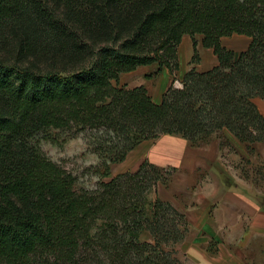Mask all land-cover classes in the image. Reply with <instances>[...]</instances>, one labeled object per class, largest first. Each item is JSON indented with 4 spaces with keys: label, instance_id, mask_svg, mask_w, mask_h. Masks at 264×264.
Segmentation results:
<instances>
[{
    "label": "trees",
    "instance_id": "trees-1",
    "mask_svg": "<svg viewBox=\"0 0 264 264\" xmlns=\"http://www.w3.org/2000/svg\"><path fill=\"white\" fill-rule=\"evenodd\" d=\"M218 62L189 69L159 103L122 72L179 68L195 34ZM251 38L234 51L220 38ZM0 264H184V212L157 194L171 170L144 160L109 180L110 166L162 134L192 143L228 130L248 150L264 142V0H0ZM4 55V54H3ZM175 78V77H174ZM92 132L94 188L41 149ZM221 144L229 145L226 141ZM154 191L153 200H148ZM144 236V238H142ZM147 237V238H146Z\"/></svg>",
    "mask_w": 264,
    "mask_h": 264
},
{
    "label": "rangeland",
    "instance_id": "rangeland-1",
    "mask_svg": "<svg viewBox=\"0 0 264 264\" xmlns=\"http://www.w3.org/2000/svg\"><path fill=\"white\" fill-rule=\"evenodd\" d=\"M10 43L11 41H7L4 44L5 48L3 49L5 50L0 51V55L13 59L14 55L7 49ZM175 79L173 78L170 85L180 87L181 81ZM222 135L220 131H216L213 134L214 139H212L215 140L216 137L220 136V142H228ZM92 139V132L83 130L61 145L45 140L40 142L42 151L48 157L76 176L75 188L78 191L83 188H94L98 181V177L93 173V167L98 158L88 143ZM208 140L207 138L199 143L185 142L184 159H191V163H195V165L191 166V163L189 166L184 164V159H182L181 165H166L164 168L171 170V173L166 182L158 184L157 194L161 198L171 201L179 210L185 213L190 208L191 192L194 194L196 190H217L218 194H215V197L210 198L209 201L234 203L237 206L234 215L239 221V228L234 229L232 224H226L224 228L216 230L215 233L210 230H204L203 232L193 230L190 233L189 224L188 233L177 245L178 256L183 260L185 253L183 242L186 237L190 240L195 235L206 233L210 237L206 248L211 253L217 249L215 244L221 242L226 249L242 256L245 264H264V152L257 151L255 147L248 150L246 145H244V148L238 149L230 142L229 145L220 143L215 159L211 157L212 149L208 150V145H210ZM160 142H162L161 139H159ZM181 143L178 145H181ZM189 146H192V148ZM134 148L128 158H124V161L111 164L110 176L102 179L109 180L110 177L116 175L117 169L115 167L124 165V163L129 165L135 157L138 158L146 150L144 146H139V149L136 150ZM178 148L180 151V147ZM222 188L234 194L226 193L225 198L219 197ZM155 194L154 191L150 192L148 200H153ZM201 199L206 200L205 198ZM224 207L225 217H228L227 204H224ZM214 211V206H211L208 213L210 221L219 216L214 215Z\"/></svg>",
    "mask_w": 264,
    "mask_h": 264
},
{
    "label": "crops",
    "instance_id": "crops-1",
    "mask_svg": "<svg viewBox=\"0 0 264 264\" xmlns=\"http://www.w3.org/2000/svg\"><path fill=\"white\" fill-rule=\"evenodd\" d=\"M194 38L196 40V48L199 60L197 62L191 61L193 55V37L189 34H184L178 45L179 68L176 71L175 76L167 68H163L157 75L148 76L150 73L154 72L157 67L156 64L140 65L132 71L122 72L119 76V85L125 86L127 88H133L142 85L146 88L152 100L156 103H159L162 99L163 93L170 86L174 77L176 78L175 80L181 81L184 74L192 67L198 71H204L217 64L218 59L213 49L204 46L202 43L203 35L197 33L194 35ZM250 41L251 38L249 36L237 33L228 36H222L220 38V42L224 47L234 51L245 50L248 47ZM253 101L260 112L264 115V99L259 96H255ZM220 132L223 134L222 136H224V139L228 140V142H230L234 147L238 149L242 147L244 148L245 143L239 141L228 130L222 129ZM214 133L208 137V141L210 143V145H208V150L212 149V158L216 157L221 140L219 138L220 136L213 140ZM159 139H161L162 142L159 143ZM187 141V139L175 134H162L157 138L143 140L134 149L136 150L139 149V146H144L146 147V150H144L145 152H143V154L140 153L141 155L138 158L135 157L133 162L129 165L124 163V165L115 167V169H117L115 173L118 174L126 171H135L138 168L140 162L144 160H148L159 167H165L169 164H173L175 166L181 165V161L184 159V150H186L185 142ZM155 142L157 143L155 144ZM180 142H182L181 145H178ZM165 143L167 144L165 145ZM252 146L255 147L257 151L260 150L264 152V142H255L252 144ZM178 147H180V151ZM189 147L192 148V146ZM131 152L132 151L130 150L127 153L125 159L128 158ZM183 163L189 166L191 159H184ZM193 165H195V163H191V166ZM226 193H230V191H225L222 188L219 192L220 195L218 196L225 198ZM190 194V208L185 212L186 218L190 224V233L193 230H201L202 232L204 230H210L215 233L216 230L224 228L226 224H232L234 229L239 228V221L234 215L235 211L237 210V206L234 205V203L227 201H209L210 198L215 197V194H218L217 190H196L194 194L193 192ZM230 194L234 193L231 192ZM201 198H205L206 200H202ZM224 204H227L226 210L228 211V217H225ZM211 206H214V215H219L218 217H214L212 221H210L208 218V213ZM209 241L210 237L206 233L195 235V237L190 240L186 237V240L183 242L185 248V253L183 252L184 264H245V260L242 259V256H239L234 251L231 252L229 249H226L221 242L215 244L217 249L215 252L211 253L206 248V245L209 243Z\"/></svg>",
    "mask_w": 264,
    "mask_h": 264
}]
</instances>
